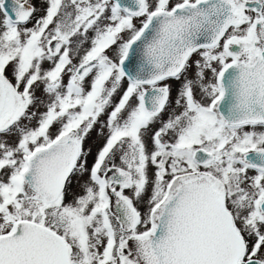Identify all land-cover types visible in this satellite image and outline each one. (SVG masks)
I'll use <instances>...</instances> for the list:
<instances>
[{
	"label": "snow or ice",
	"instance_id": "obj_1",
	"mask_svg": "<svg viewBox=\"0 0 264 264\" xmlns=\"http://www.w3.org/2000/svg\"><path fill=\"white\" fill-rule=\"evenodd\" d=\"M43 3L0 0V264H264V0Z\"/></svg>",
	"mask_w": 264,
	"mask_h": 264
},
{
	"label": "rangeland",
	"instance_id": "obj_2",
	"mask_svg": "<svg viewBox=\"0 0 264 264\" xmlns=\"http://www.w3.org/2000/svg\"><path fill=\"white\" fill-rule=\"evenodd\" d=\"M32 1L35 4V6L37 7V9H38L36 14H35V16L33 17V20H32V23H35V19L37 17L42 16L44 14V3H43V0H32ZM32 23H30L28 25V27H31ZM107 51H108V54L110 56H112L114 51H115V46H112V48H110ZM50 66H51L50 63L45 62V64H44L45 68H48ZM65 81H67V76H65ZM119 94L118 93L116 94V96L114 97V101L119 99V97H120ZM37 95L38 96L41 95V92L39 91V89L37 90ZM175 98H176V95L173 96L172 100L174 101ZM31 110H37V109L34 108V109H31ZM38 110L39 111H43L44 109L42 107H39ZM171 110L172 109L169 108L168 111H171ZM106 119H107V112L104 115H102V117L100 118V122L96 125V127L92 131L91 138L90 139L88 138L86 140L85 147L91 149V155L89 156V165H91V163H92V161L94 159V155L96 154L97 150L99 149V146L104 142L105 135L107 133V129H104V134L100 133V129H101V126L103 125V123H104V121ZM33 123H35V122H33ZM54 129H55V126L53 127L52 131H54ZM10 140L14 141L15 137L10 138ZM75 180H76V178H74V182H73V185H72V191H77L78 192L80 189H79V186L75 183ZM69 199H70V197H69ZM145 205H146L145 202H143V203L141 202L139 204V206H142V207H144Z\"/></svg>",
	"mask_w": 264,
	"mask_h": 264
},
{
	"label": "flooded vegetation",
	"instance_id": "obj_3",
	"mask_svg": "<svg viewBox=\"0 0 264 264\" xmlns=\"http://www.w3.org/2000/svg\"><path fill=\"white\" fill-rule=\"evenodd\" d=\"M88 35L91 36V35H92V32L90 31ZM74 39H75V38H74ZM88 47H89V43L85 42L84 45H83V48H88ZM196 58H197L196 56L193 57V59H196ZM191 71H192V70H190L189 74H191ZM168 83L171 84V85H172V88H173L172 97H171V99H172L173 96L176 95L175 89L179 86V81L170 80V81H168ZM122 91H123V88H121V90L118 91L117 93H118V94H119V93L121 94ZM120 94H119V96H120ZM168 110H169V109H168ZM168 110H167V111L165 112V114H164V117H165V118L167 117V112H168ZM54 131H55V129H54ZM91 134H92V132L90 133L89 139L91 138ZM104 140H105V139H104ZM103 143H104V142H103ZM103 143L99 146V148L103 145ZM94 158H95V155H94ZM93 160H94V159H93ZM141 202L143 203V201H141ZM141 202L138 203V208L141 210V212H145V211L147 210V209H146V205H145L144 207L139 206V204H140Z\"/></svg>",
	"mask_w": 264,
	"mask_h": 264
},
{
	"label": "trees",
	"instance_id": "obj_4",
	"mask_svg": "<svg viewBox=\"0 0 264 264\" xmlns=\"http://www.w3.org/2000/svg\"><path fill=\"white\" fill-rule=\"evenodd\" d=\"M33 2V1H32Z\"/></svg>",
	"mask_w": 264,
	"mask_h": 264
}]
</instances>
